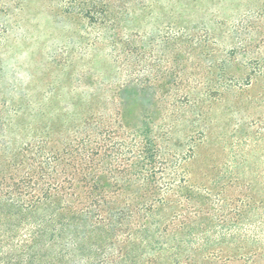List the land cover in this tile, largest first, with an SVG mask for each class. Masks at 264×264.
<instances>
[{
    "label": "trees",
    "instance_id": "obj_1",
    "mask_svg": "<svg viewBox=\"0 0 264 264\" xmlns=\"http://www.w3.org/2000/svg\"><path fill=\"white\" fill-rule=\"evenodd\" d=\"M190 4L79 5L110 69L79 81L84 90L60 110L34 111L29 89L9 88L0 264H264V200L189 179L204 120L196 108L222 93L240 44L221 52L182 18ZM249 12L242 27L261 34L264 6Z\"/></svg>",
    "mask_w": 264,
    "mask_h": 264
},
{
    "label": "rangeland",
    "instance_id": "obj_2",
    "mask_svg": "<svg viewBox=\"0 0 264 264\" xmlns=\"http://www.w3.org/2000/svg\"><path fill=\"white\" fill-rule=\"evenodd\" d=\"M185 1L195 9L189 7L182 18L200 32L205 26L221 52H232L240 42L239 61L225 65L230 78L222 93L196 108L204 120L194 133L190 182L214 191L227 187L238 198L255 192L264 200V18L261 34L242 27L250 9L264 6V0ZM89 2L0 0V132L3 101L15 98L13 84L29 89L34 111L40 103L60 110L84 90L79 81L110 69L108 49L101 41L92 45L96 33L79 13L78 6ZM248 20L258 23L254 16Z\"/></svg>",
    "mask_w": 264,
    "mask_h": 264
}]
</instances>
